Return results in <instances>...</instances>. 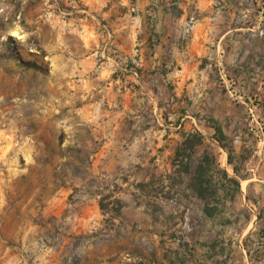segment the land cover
I'll list each match as a JSON object with an SVG mask.
<instances>
[{"label": "rangeland", "instance_id": "rangeland-1", "mask_svg": "<svg viewBox=\"0 0 264 264\" xmlns=\"http://www.w3.org/2000/svg\"><path fill=\"white\" fill-rule=\"evenodd\" d=\"M133 4L0 0V264H249L241 245L247 231L256 239L257 215L248 221L245 208L226 205L208 217L175 157L183 134L199 132L203 149L224 159L211 140L210 126H218L237 153L253 150L264 161V24H248L240 41L233 38L241 46L233 54L241 80H224L237 69L220 61L208 69L214 80L159 85L164 114L144 104L130 114L114 158V131L87 116L63 68L64 44L76 48L78 40L55 31L51 18L94 17L112 31L104 16L134 14ZM259 13L251 9L243 19ZM203 149L190 162L191 173ZM218 174L216 167L208 176L216 181ZM194 242H201V259L187 254ZM257 257L253 264H264Z\"/></svg>", "mask_w": 264, "mask_h": 264}, {"label": "crops", "instance_id": "crops-1", "mask_svg": "<svg viewBox=\"0 0 264 264\" xmlns=\"http://www.w3.org/2000/svg\"><path fill=\"white\" fill-rule=\"evenodd\" d=\"M132 2L136 13L104 16L111 23L114 53L109 51L107 59L100 65L98 57L104 35L96 18L63 20L56 15L51 18L55 31L71 32L78 40L76 48L64 44L63 51L68 57L63 68L69 80H74L72 85L76 93L85 100L83 111L87 116L104 132L114 131V158L119 156L116 153L125 143L119 135L127 132L124 121L130 114L142 111L143 104L152 113L164 114L166 98L159 85L176 87L184 84V80H214L208 69L220 61H224L229 71L237 69V73L224 80H241V63L233 55L240 52L241 46L233 40L240 41L249 30L247 26L264 24L263 0H184L174 12L166 9L169 0ZM251 9L260 13L245 21L243 16ZM192 18L195 24L191 34L186 36L184 28ZM259 80L263 87L264 76ZM260 115L263 121L261 109ZM104 117L109 119L108 124H99L100 118ZM213 142L222 149L216 141ZM224 155V159L218 157L220 168L232 177L233 167L228 165L227 152ZM255 155L257 159L249 165V179L241 180V194L234 203L228 200L224 204L245 208L253 215H256L258 206L264 207V161L256 152ZM119 160L116 159L118 163ZM205 205L204 202L203 208ZM257 219L251 224L252 230L258 232L263 222L258 223ZM247 237L250 251L244 246ZM251 237L250 230L243 238V262L253 264L258 261L257 256L264 261V245L259 247L257 235L256 239ZM192 245L197 254L194 259H201V242Z\"/></svg>", "mask_w": 264, "mask_h": 264}, {"label": "trees", "instance_id": "trees-1", "mask_svg": "<svg viewBox=\"0 0 264 264\" xmlns=\"http://www.w3.org/2000/svg\"><path fill=\"white\" fill-rule=\"evenodd\" d=\"M183 1L184 0H169V3L166 4V9L173 12L177 11ZM27 64L31 66V64ZM260 109L264 119V97ZM212 128L215 130V134L212 139L218 143L220 148L226 150L228 154V165L233 167L234 176L229 177L227 171L220 168L218 157L215 154L208 152L207 148L203 149V147H205L206 138L199 132L183 134L182 146L177 151L175 157L176 162L182 163V170L192 177V183L194 187H196L198 197L206 204L204 213L208 217H213L215 214L214 212L218 209V207L221 205L224 206L226 201L230 200L232 203L236 201L237 196L241 194V180L249 179L251 173L249 165L253 160L257 159L255 151L253 150L243 148L239 153H237L231 141L224 134L221 128L218 126H212ZM201 148L203 149L201 162L198 164L194 173H191L190 162L194 156L198 155ZM216 167L219 169L220 174H218V177L216 178L217 180L215 181V175L208 176V174L212 168ZM220 191L221 194L218 195ZM248 200H250V198H248ZM257 203L258 202L256 201V204ZM246 211L249 214L247 218L249 221L252 213H250L247 209ZM255 214L258 217V223L263 222V225L260 226L256 234L260 247L261 245H264V207L260 208L258 206ZM248 237L244 241V246L249 250V244L247 245V240L249 239ZM186 246H191V244L186 243ZM191 247L193 248H188L187 254L190 255L191 259H194L197 256L196 249L193 245Z\"/></svg>", "mask_w": 264, "mask_h": 264}, {"label": "built area", "instance_id": "built-area-1", "mask_svg": "<svg viewBox=\"0 0 264 264\" xmlns=\"http://www.w3.org/2000/svg\"><path fill=\"white\" fill-rule=\"evenodd\" d=\"M194 20L190 19L187 23L186 33L189 34L193 30ZM102 32L104 35V41L102 42V49L100 50V54L98 57V65H100L104 59H107L108 52L111 51L114 53V36L111 30H109L106 26L102 27Z\"/></svg>", "mask_w": 264, "mask_h": 264}, {"label": "bare ground", "instance_id": "bare-ground-1", "mask_svg": "<svg viewBox=\"0 0 264 264\" xmlns=\"http://www.w3.org/2000/svg\"><path fill=\"white\" fill-rule=\"evenodd\" d=\"M12 34H13L14 36H19V33H18L17 30H13V31H12Z\"/></svg>", "mask_w": 264, "mask_h": 264}]
</instances>
